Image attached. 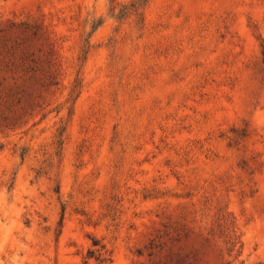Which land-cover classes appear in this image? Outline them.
<instances>
[{
    "label": "rangeland",
    "instance_id": "1",
    "mask_svg": "<svg viewBox=\"0 0 264 264\" xmlns=\"http://www.w3.org/2000/svg\"><path fill=\"white\" fill-rule=\"evenodd\" d=\"M0 264H264V0H0Z\"/></svg>",
    "mask_w": 264,
    "mask_h": 264
}]
</instances>
